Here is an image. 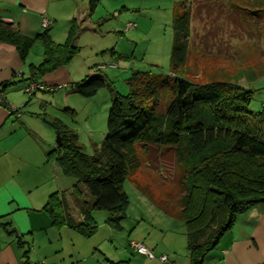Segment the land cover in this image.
<instances>
[{
	"label": "trees",
	"instance_id": "16d2710c",
	"mask_svg": "<svg viewBox=\"0 0 264 264\" xmlns=\"http://www.w3.org/2000/svg\"><path fill=\"white\" fill-rule=\"evenodd\" d=\"M233 1L239 2L219 0L217 5H213L212 0H193L192 8L184 4L182 10L174 11L172 70L185 60L194 19L225 20L226 25L234 26L236 34L246 31L240 21L244 17L253 20L252 15H255L254 20H261L256 13L259 11H250ZM98 2L88 0L89 14ZM211 36L216 39L215 35ZM75 39L69 34L64 42H55L48 27L33 36H26L13 22L0 18V42L13 45L21 59L26 58L36 42L43 47L42 61L37 65L30 64L29 76L18 81L24 82L22 89L29 96L39 90L54 92L67 86L62 83L45 86L38 79L69 63L78 49ZM213 45L215 43L212 42L210 49L214 48ZM92 72L71 84L73 91L90 97L103 88L105 77ZM141 74L136 73L129 80L131 89L127 94L116 92L112 96L106 133L95 154L86 153L83 146L77 143L76 132L60 119L51 120L56 134L60 135L61 144L47 148L46 158L60 167L62 177L74 179L76 195L82 191V185L91 199L82 201V209L87 208L81 221L66 213L65 202L56 192L50 195L44 209L54 224L63 225L66 221L70 228L84 236L91 235L97 227L94 211H103L105 223L122 229L121 219L126 217L129 205L124 183L128 173L140 166L135 145L140 144L155 153L158 148H162L160 153L173 151L176 161L191 167L188 193L180 210L186 225L190 263L205 264L210 251L232 227L236 216L251 206L264 204V112L255 113L249 109L252 91L237 83H197L175 73L160 75L161 79L164 78L161 84L173 93L162 109L157 106V99L144 103L133 92L132 84ZM32 82L43 85V88L26 92L25 87ZM16 83L6 81L0 85V103L19 118L21 107H17L21 115L16 116L5 101L4 94L7 87ZM67 109L73 112V109ZM149 160L156 161V155L152 157L150 154ZM9 233L17 235L14 228ZM109 264L121 262L109 260Z\"/></svg>",
	"mask_w": 264,
	"mask_h": 264
},
{
	"label": "rangeland",
	"instance_id": "374dc122",
	"mask_svg": "<svg viewBox=\"0 0 264 264\" xmlns=\"http://www.w3.org/2000/svg\"><path fill=\"white\" fill-rule=\"evenodd\" d=\"M192 1L99 0L89 16L91 19L88 20L87 17L81 22L70 17L69 22L73 23L67 30H63L65 26L62 21L60 28L50 30V36L55 42H64L69 34L76 38L78 49L65 65V75L72 81L62 83L67 86L54 92L39 90L35 97L20 90L19 92L29 101L27 106L31 105L39 112L46 106L44 114H49L53 119H60L69 129L76 132L77 143L83 146L89 155L95 154L106 133L107 113L112 96L116 92L127 94L131 89L129 80L136 76V73L146 72L132 84L133 92L138 99L144 103H151L157 99L159 103L157 106L162 109L169 103L173 93L161 84L164 78L161 79L160 75L170 76L175 73L197 83L209 81L237 83L252 91L249 109L255 113L264 112V0L237 1L239 5L249 10L259 11L256 13L261 18L254 20L255 15H252L253 20L248 17L240 20L246 27L242 34H236L234 26L226 25L225 20L194 19L185 60L176 70H172L173 14L178 9L182 10L184 4L192 8ZM218 2L219 0H212L211 4L217 5ZM233 2L237 4L236 1ZM85 3L87 0H83L82 4ZM246 13L248 14L247 11ZM61 19H65V14ZM129 22L132 25L128 27ZM38 26L44 29L42 19ZM211 35H215L216 39H212ZM212 42L215 45L210 49ZM41 55L43 47L41 43L36 42L27 56L33 57L34 60L31 61L37 65L43 59ZM92 70V73H99L105 77V86L90 97L73 91L71 84L80 81ZM54 71L39 78L42 81H49L48 78L54 77ZM62 74L63 71L59 76ZM66 108L73 109V112ZM46 117L53 120L49 116ZM42 118L43 116L40 122L47 134H50L49 145L52 146L55 143L56 131ZM161 149L158 148L155 153L146 150L140 144L135 145L140 166L128 173L124 183L129 205L126 217L121 219L122 229H116L118 232L116 241L122 243L130 233L138 234L136 226L141 223V232L146 229L152 231L155 246H159V249L166 245L174 246L175 252L166 250L165 253H170L174 258L179 255L180 263L177 264H188L190 250L185 234L186 225L180 216V210L188 193L191 167L182 161H176L173 151L170 153V150H165L164 153H160ZM150 154L152 157L156 155V161L150 162ZM80 187L83 188L82 185ZM84 194L78 193L82 200L90 201L89 193L88 198H84ZM255 207L256 205L251 206L247 210L253 211ZM97 218L104 220L101 215ZM236 220L233 226L236 225ZM85 240L88 239H83ZM82 248L83 256L92 255L94 260L109 264L101 252V249L106 248V244H101L99 250H91L86 246ZM92 251L94 254H91ZM156 256L155 254L154 259ZM146 259L150 260L147 256ZM81 262L88 264L91 261ZM167 262L164 264H168Z\"/></svg>",
	"mask_w": 264,
	"mask_h": 264
},
{
	"label": "crops",
	"instance_id": "0c3cea01",
	"mask_svg": "<svg viewBox=\"0 0 264 264\" xmlns=\"http://www.w3.org/2000/svg\"><path fill=\"white\" fill-rule=\"evenodd\" d=\"M82 3L83 0L80 3L79 0H0V18L13 22L23 35L33 36L41 32L38 25L46 17L50 21L51 34L50 30L60 28L62 21L63 30H67L73 23L69 22L70 17L81 22L87 17L91 19L88 0ZM31 60H34L31 56L21 59L13 45L0 42V85L6 81L17 82L4 91L5 101L9 106L21 107L22 112L16 118L0 103V264H83V260L91 261L88 264H105L82 253L83 246L99 250L101 244H106L101 252L108 263L112 260L121 264H164L158 259L163 254L168 256V264L180 263L179 255L174 258L165 253L166 250L175 252V247L166 245L159 249L151 230L141 232V223L136 226L138 234L130 233L125 242L119 243L116 229L97 218L99 215L105 217L102 212H93L97 227L89 236L70 228L66 221L63 225L52 222L44 209L52 193L62 197L66 213L76 221L83 219L87 207H81L84 199L76 195L74 179L62 177L60 167L46 158V150L51 147L50 134L44 130L40 118L51 117L44 114L47 107L41 104V112L31 105L28 107V99L19 92L24 82L18 81L29 76L30 64H34ZM65 67L54 71L49 81L40 78L38 81L43 85L45 82L48 85L71 82L72 79L65 75ZM61 71L63 74L59 76ZM81 189L84 198H88L86 189ZM255 208L236 217V225H232L210 251L205 264H264V205ZM11 228L17 235L9 233ZM85 238L88 240L83 241ZM131 240L144 242L157 255L156 259L149 257L147 260L146 255L134 252L129 247ZM188 261L191 264L190 256Z\"/></svg>",
	"mask_w": 264,
	"mask_h": 264
},
{
	"label": "built area",
	"instance_id": "2783aa9c",
	"mask_svg": "<svg viewBox=\"0 0 264 264\" xmlns=\"http://www.w3.org/2000/svg\"><path fill=\"white\" fill-rule=\"evenodd\" d=\"M50 24V21L46 18V17H43L42 18V25L44 28L48 27ZM132 23H128L127 26H131ZM43 88V85L39 84V83H36V82H32L30 84H28V86L25 87V90L26 92L28 93H32L35 89H42ZM0 101H1V97H0ZM13 112H15L16 116H20L21 113L19 111H17V107L15 106H10L9 107ZM130 247L140 253V254H143V255H146L148 257H151V258H154V254L153 252L142 242L140 241H136V240H131L130 241ZM158 259L162 262H167L168 261V256L163 254V255H160L158 257Z\"/></svg>",
	"mask_w": 264,
	"mask_h": 264
},
{
	"label": "water",
	"instance_id": "95a60500",
	"mask_svg": "<svg viewBox=\"0 0 264 264\" xmlns=\"http://www.w3.org/2000/svg\"><path fill=\"white\" fill-rule=\"evenodd\" d=\"M42 120L50 125L53 126V122L51 121V119H49L48 117H43ZM55 144L56 145H60L61 144V138L60 135L57 133L56 134V138H55Z\"/></svg>",
	"mask_w": 264,
	"mask_h": 264
}]
</instances>
